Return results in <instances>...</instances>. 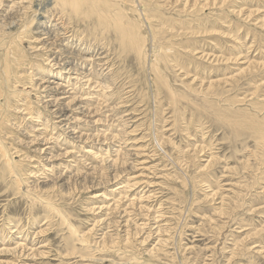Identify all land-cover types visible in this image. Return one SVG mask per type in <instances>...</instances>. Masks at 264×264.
I'll use <instances>...</instances> for the list:
<instances>
[{"label": "rangeland", "instance_id": "374dc122", "mask_svg": "<svg viewBox=\"0 0 264 264\" xmlns=\"http://www.w3.org/2000/svg\"><path fill=\"white\" fill-rule=\"evenodd\" d=\"M89 2L0 0V264H264V0Z\"/></svg>", "mask_w": 264, "mask_h": 264}, {"label": "bare ground", "instance_id": "6f19581e", "mask_svg": "<svg viewBox=\"0 0 264 264\" xmlns=\"http://www.w3.org/2000/svg\"><path fill=\"white\" fill-rule=\"evenodd\" d=\"M58 2V1H57ZM89 2V0H60V3L62 4L63 7L67 6L71 11L73 12H81L83 14H86V15H89L91 14V12H93L91 9H93V5L91 4H87ZM90 3V2H89ZM92 3V1H91ZM97 8V7H96ZM106 8V7H105ZM114 8V7H113ZM66 9V8H65ZM95 9V8H94ZM119 11V10H118ZM95 12V11H94ZM94 12L93 14L91 15H94ZM117 12V11H116ZM114 13V12H113ZM121 13V12H120ZM124 13V12H123ZM122 14V13H121ZM77 15V14H76ZM125 15V14H124ZM118 16V15H117ZM111 18L108 19L106 18L104 15L102 14H97V20L99 21L98 23L99 24H103L106 26V28H114L113 31H115V33L117 32V34L119 35V38H120V42L123 44V45H128V44H132V47H134V49L138 50L139 46H138V43L137 42V39L132 35L133 31L131 28H130V24L129 25H122L119 20L115 19L114 17L110 16ZM125 17V16H124ZM96 18V17H94ZM119 19V18H118ZM75 24V23H74ZM101 28V27H100ZM112 28V29H113ZM105 30V29H104ZM96 32V31H95ZM86 33V32H85ZM115 38V36H114ZM49 44V43H47ZM140 44V43H139ZM46 45V44H45ZM53 45V44H52ZM50 44V47L52 46ZM55 45V44H54ZM49 46V45H48ZM52 48V47H51ZM45 49V48H44ZM156 49V48H155ZM52 51V50H51ZM60 51V50H59ZM139 52V51H138ZM137 52V53H138ZM139 56V55H138ZM18 60V59H17ZM77 73V72H76ZM5 78H8V73H6L4 75ZM43 84V83H42ZM42 86V85H41ZM40 86V87H41ZM49 89V87H47ZM52 88V87H50ZM57 88V87H56ZM60 88V87H59ZM44 89V88H43ZM47 90V89H46ZM48 91V90H47ZM51 91V90H50ZM65 93V91H64ZM67 93V92H66ZM63 94V93H62ZM0 96H1V93H0ZM62 97V96H61ZM66 98V97H65ZM53 100V99H52ZM58 100V99H57ZM60 100V99H59ZM51 101V100H50ZM58 102V101H57ZM55 104V103H54ZM55 106V105H54ZM52 110V108H51ZM56 111V110H55ZM59 113V112H58ZM55 114V113H54ZM53 114V115H54ZM63 114V113H62ZM57 115V113L55 114ZM68 119V117H67Z\"/></svg>", "mask_w": 264, "mask_h": 264}]
</instances>
